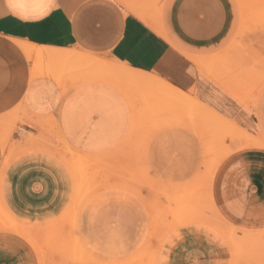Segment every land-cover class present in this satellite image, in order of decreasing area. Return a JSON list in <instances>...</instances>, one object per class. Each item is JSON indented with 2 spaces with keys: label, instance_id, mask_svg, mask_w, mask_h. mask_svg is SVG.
<instances>
[{
  "label": "crops",
  "instance_id": "0c3cea01",
  "mask_svg": "<svg viewBox=\"0 0 264 264\" xmlns=\"http://www.w3.org/2000/svg\"><path fill=\"white\" fill-rule=\"evenodd\" d=\"M238 25L234 0H0V126L19 119L25 131H19L25 135L22 144L5 153L0 139V172L8 154L11 159L3 194L14 217L35 226L34 211L58 200L57 212L47 220L37 218L40 224L36 226H44L59 220L68 208L74 181L59 158L57 138L63 143L66 138L73 149L90 154L88 159L98 150L109 149L99 158L109 162L128 144L127 138L136 136L141 99L107 84L96 73L98 65L112 72L110 65L125 74L150 77L188 98L181 104L168 98L171 103L187 107L194 100L237 132L264 138V87L255 99L246 101L220 72V57ZM39 50L45 55L57 51L68 59L35 61ZM65 63L73 64L72 81L59 75ZM87 71L93 73L87 75ZM115 73L126 80L123 72ZM126 81L136 80L127 77ZM137 83L139 87L143 82ZM202 132L196 124L178 118L160 123L144 151L154 175L166 184H178L192 180L205 166L211 169V151L205 153ZM212 190L226 219L243 226L264 225V195L239 151L222 161ZM135 228L137 215L102 201L83 216L81 224L82 233L102 240L107 234H120L124 239L123 235L140 232ZM187 229L179 230L161 264H170L172 253L187 243ZM199 232L197 243L202 245L208 232L202 228ZM18 248L26 251L15 233L0 230V264H15ZM31 260L27 258L25 264ZM195 260L187 254L175 264Z\"/></svg>",
  "mask_w": 264,
  "mask_h": 264
},
{
  "label": "rangeland",
  "instance_id": "374dc122",
  "mask_svg": "<svg viewBox=\"0 0 264 264\" xmlns=\"http://www.w3.org/2000/svg\"><path fill=\"white\" fill-rule=\"evenodd\" d=\"M234 2L239 25L224 56L220 57V72L228 85L237 87L241 97L250 101L264 87V0ZM81 67L85 68L84 65ZM59 70L65 81H72L73 64L65 63ZM91 73L93 71L86 72L87 75ZM96 73L102 75L107 84L117 86L124 95L141 99L143 104L136 136L127 138L128 144L109 162L99 159L104 158L109 149L98 150L93 158L84 160L80 156L83 153L73 149L66 138H63L65 144L57 138L61 152L59 158L69 168L74 192L64 215L44 226L35 225L40 224L37 218H50L60 208L58 200L47 209L34 211L35 226L14 217L7 207L3 184L11 161L8 154L0 172V230L15 233L17 240L26 246L25 252L18 248L16 260L11 261L25 264L30 257L31 264H161L163 253L170 248L179 230L187 226L188 241L172 253L170 264L187 254L196 258L188 264H264V225L243 226L226 219L212 190L214 175L222 161L228 154L239 151L254 184L264 195V138L237 132L236 127L212 116L193 99L190 106H179L153 88H140L122 80L121 76L102 65L97 66ZM177 118L196 124L203 131L205 140L212 147V166L207 175H199L200 170L188 182L166 184L149 168L144 151L150 134L158 125ZM18 120L11 119L2 124L8 134L3 153L22 144L25 139V135L19 132L23 130V121ZM14 175L15 171L11 172V176ZM101 201L106 205L112 202L119 209L125 207L129 213L137 215L138 228L135 229L140 232L123 235L124 239L120 234H107L105 240L82 233L83 216L93 207L98 208ZM198 227L208 232L202 243L211 248L197 243Z\"/></svg>",
  "mask_w": 264,
  "mask_h": 264
},
{
  "label": "bare ground",
  "instance_id": "6f19581e",
  "mask_svg": "<svg viewBox=\"0 0 264 264\" xmlns=\"http://www.w3.org/2000/svg\"><path fill=\"white\" fill-rule=\"evenodd\" d=\"M26 54H28V55H30V52H28V53H26ZM74 54V53H73ZM35 55H36V57H35V61H46V60H53V59H56V58H58V59H64V60H66V59H68V57H66V56H64V54H61V53H59V52H57V51H48L47 53H46V55H45V52L44 51H42V50H39V51H37L36 53H35ZM64 56V57H63ZM74 56V55H73ZM30 57V56H29ZM91 64H92V61H91ZM110 65V64H109ZM110 67H111V69L114 71V72H117V73H119V74H121V72H123V74L125 75V78H126V80H127V77H128V79H130V80H136V81H133V82H131V83H133V84H136L137 82H139V83H137V84H140V82H143V83H141L142 85H144V83L145 84H148L146 87H149V88H153L155 91H156V93H159L160 95H162V97H165V98H170V99H173L174 101H176V102H178V103H185V102H187L188 100V98L186 99L185 97V95H180V94H174L173 92H171L172 90H170L168 87H166V86H163V84L162 85H159V84H157L156 82H155V80L153 81V80H151V79H149V78H140V77H138L136 74L133 76L132 75V73H131V75L128 73V74H125L126 73V71L124 70V71H121L119 68H117L116 66H113L112 67V65H110ZM56 69V68H55ZM123 70V69H122ZM122 74V75H123ZM54 75V74H53ZM53 75H52V77H53ZM51 76V75H50ZM124 77V76H123ZM161 84V83H160ZM142 85H140V86H142ZM165 85V84H164ZM143 87V86H142ZM154 91V92H155ZM264 107V106H263ZM19 121V120H18ZM178 124H183V123H181V122H177ZM24 132V131H23ZM22 131H21V133H23ZM200 134V133H199ZM202 134V133H201ZM7 137H8V134L6 133V131L0 126V139H1V143H2V147H3V150H5L6 149V147H7V144H6V140H7ZM203 142V146H204V150H205V153L206 154H210V151H212V147H211V145H210V143L208 142V140H203L202 141ZM9 145H10V143H8ZM34 144V143H33ZM204 153V154H205ZM205 154V155H206ZM90 155V154H89ZM89 155L86 153V155H85V153L84 154H81L80 156L82 157V158H84V160L85 159H88V157H89ZM228 155H230V154H228ZM227 155V156H228ZM88 156V157H87ZM94 156V155H93ZM208 156V155H207ZM211 157V156H210ZM207 158V157H206ZM209 158V157H208ZM78 160H80L81 161V159L78 157ZM210 160V162H211V159H209ZM79 161V162H80ZM6 162V161H5ZM205 164V163H204ZM210 164V163H209ZM206 165V164H205ZM210 166V165H209ZM211 168V167H210ZM211 169H209L208 168V166H205V168L203 169V170H201V172H200V174L199 175H201V174H208L209 173V171H210ZM55 171V170H54ZM58 175V174H57ZM78 203V202H77ZM38 224V222L35 224V225H37ZM128 233V232H127Z\"/></svg>",
  "mask_w": 264,
  "mask_h": 264
}]
</instances>
